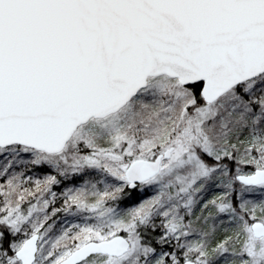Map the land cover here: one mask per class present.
I'll use <instances>...</instances> for the list:
<instances>
[{"label":"snow or ice","instance_id":"6c2138e0","mask_svg":"<svg viewBox=\"0 0 264 264\" xmlns=\"http://www.w3.org/2000/svg\"><path fill=\"white\" fill-rule=\"evenodd\" d=\"M0 264H264V0H0Z\"/></svg>","mask_w":264,"mask_h":264}]
</instances>
